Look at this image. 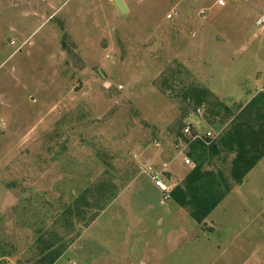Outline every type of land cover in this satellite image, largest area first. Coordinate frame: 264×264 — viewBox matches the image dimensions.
Here are the masks:
<instances>
[{
  "label": "rangeland",
  "instance_id": "obj_1",
  "mask_svg": "<svg viewBox=\"0 0 264 264\" xmlns=\"http://www.w3.org/2000/svg\"><path fill=\"white\" fill-rule=\"evenodd\" d=\"M124 1L0 0V264H264V159L203 224L144 173L182 184L187 123L218 139L264 90V0Z\"/></svg>",
  "mask_w": 264,
  "mask_h": 264
},
{
  "label": "trees",
  "instance_id": "obj_2",
  "mask_svg": "<svg viewBox=\"0 0 264 264\" xmlns=\"http://www.w3.org/2000/svg\"><path fill=\"white\" fill-rule=\"evenodd\" d=\"M212 96L210 91L192 88L185 97L193 98L197 110L206 111V104L217 103L219 117H227L231 108ZM223 153L234 156L231 161L230 179L224 171L210 168L211 160L222 156ZM186 155L193 162L194 169L187 174L182 184L175 186L172 199L186 210L195 222L203 224L233 189L242 185L249 173L264 159V93H258L248 101L240 109L228 131L210 146L200 141L192 142ZM85 207L82 201H77L70 213L82 218ZM88 208L103 210L99 204L92 203ZM96 217L98 216L95 215L94 219ZM89 225L90 222L86 227ZM62 255L63 253H54L47 259L50 264H55Z\"/></svg>",
  "mask_w": 264,
  "mask_h": 264
},
{
  "label": "built area",
  "instance_id": "obj_3",
  "mask_svg": "<svg viewBox=\"0 0 264 264\" xmlns=\"http://www.w3.org/2000/svg\"><path fill=\"white\" fill-rule=\"evenodd\" d=\"M259 12V16L256 20V26L262 31L264 34V8L263 9H257ZM169 19H172V15L168 16ZM199 113L202 112L201 109L198 110ZM183 137L186 138H179L178 144L180 150V155H184L185 157V163L190 165L193 164V162L187 157L186 151H188L189 144L195 141H200L204 143L206 146H210L213 142L217 140V136L213 135V132L207 131L205 133H194L193 127L191 123H187L185 128L183 129ZM165 171H156L152 166H148L144 169V173L147 174L152 181H154L156 187L164 194V199L169 200L172 199V192L175 187H171L169 184H167L163 179Z\"/></svg>",
  "mask_w": 264,
  "mask_h": 264
},
{
  "label": "water",
  "instance_id": "obj_4",
  "mask_svg": "<svg viewBox=\"0 0 264 264\" xmlns=\"http://www.w3.org/2000/svg\"><path fill=\"white\" fill-rule=\"evenodd\" d=\"M113 3L116 6V8L119 10L120 13H122V14L129 13V8H128V6L124 0H113Z\"/></svg>",
  "mask_w": 264,
  "mask_h": 264
},
{
  "label": "crops",
  "instance_id": "obj_5",
  "mask_svg": "<svg viewBox=\"0 0 264 264\" xmlns=\"http://www.w3.org/2000/svg\"><path fill=\"white\" fill-rule=\"evenodd\" d=\"M264 91V90H263ZM262 90L260 91V90H257L256 91V93L250 98V100H252L258 93H261V92H263ZM170 165V163H166V165H165V169H163L164 171H166V172H168L167 174H169V173H173V172H171L169 169H168V166ZM171 167V166H170ZM165 173V172H164ZM175 175V174H174ZM168 176V175H167ZM168 181V180H167ZM178 185V184H177Z\"/></svg>",
  "mask_w": 264,
  "mask_h": 264
}]
</instances>
